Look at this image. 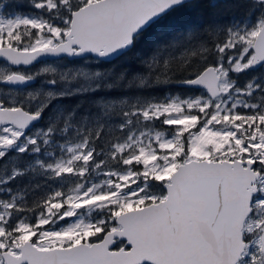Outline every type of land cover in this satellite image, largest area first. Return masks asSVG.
Segmentation results:
<instances>
[{"label":"snow or ice","instance_id":"6c2138e0","mask_svg":"<svg viewBox=\"0 0 264 264\" xmlns=\"http://www.w3.org/2000/svg\"><path fill=\"white\" fill-rule=\"evenodd\" d=\"M0 264H264V0H0Z\"/></svg>","mask_w":264,"mask_h":264},{"label":"trees","instance_id":"16d2710c","mask_svg":"<svg viewBox=\"0 0 264 264\" xmlns=\"http://www.w3.org/2000/svg\"><path fill=\"white\" fill-rule=\"evenodd\" d=\"M3 2L6 4H14L15 0H4Z\"/></svg>","mask_w":264,"mask_h":264},{"label":"rangeland","instance_id":"374dc122","mask_svg":"<svg viewBox=\"0 0 264 264\" xmlns=\"http://www.w3.org/2000/svg\"><path fill=\"white\" fill-rule=\"evenodd\" d=\"M4 1V0H3Z\"/></svg>","mask_w":264,"mask_h":264}]
</instances>
